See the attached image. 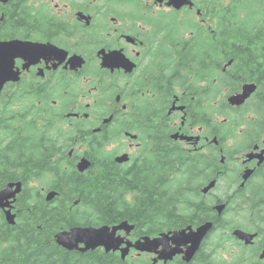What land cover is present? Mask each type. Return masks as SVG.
<instances>
[{"label": "flooded vegetation", "instance_id": "1", "mask_svg": "<svg viewBox=\"0 0 264 264\" xmlns=\"http://www.w3.org/2000/svg\"><path fill=\"white\" fill-rule=\"evenodd\" d=\"M171 1L0 0V42L31 45L15 55L19 80L5 88L14 99L23 93L32 109L50 104L57 114L55 122L67 133L83 127L87 134L103 135L109 141L106 149L116 154L114 160L129 156L119 165L131 177L140 175L149 163V120L165 133L170 145L177 144L190 155L214 151L221 158L225 149L221 142L218 146L219 131L229 119L218 122L224 105H218V0H185L180 8ZM74 58L84 62L82 68H72ZM251 84L258 86L257 92L245 105L233 107L238 112L234 118L247 123L236 133L242 135L245 127L256 126L260 136L245 153L235 156L239 188L246 169L255 170L241 190L264 167V163L258 167L259 160L244 164L256 147L257 152L264 150V123H257L260 113L251 104L245 121L236 117L246 114L245 106L258 95L259 85ZM243 86L235 93H241ZM72 151L70 157L84 150L73 147ZM257 215L231 224L232 264H264V217ZM236 230L255 236L253 244L233 236ZM215 233L190 262L179 255L169 264H218L221 251L214 245ZM154 257L137 253V259L151 264Z\"/></svg>", "mask_w": 264, "mask_h": 264}, {"label": "trees", "instance_id": "2", "mask_svg": "<svg viewBox=\"0 0 264 264\" xmlns=\"http://www.w3.org/2000/svg\"><path fill=\"white\" fill-rule=\"evenodd\" d=\"M230 61L233 65L223 72ZM218 83L229 94L246 83H257L260 88L252 106L262 114L257 123H264V0L227 4L218 0ZM22 96L19 92L14 99L6 91L0 97V191L10 183L24 185L15 204L16 225L0 215V264H151L133 255L124 261L119 253L107 254L103 249L70 252L55 240L59 232L74 227L115 226L124 221L135 226L133 240L213 222L218 230L214 245L221 251L218 264H232L233 238L227 231L233 229V221L255 212L264 217V167L246 190L238 186L239 167H231L235 156L245 153L260 136L250 123L242 135L236 133L247 123H239L234 118L238 112L228 105L222 116L229 123L221 124L219 131L225 165L214 151L190 155L177 144L170 145L165 133L149 120V163L142 175L131 177L115 162L116 154L106 149L109 141L103 135L87 134L83 127L65 134L61 125L55 126L57 114L50 104L32 109ZM250 108L251 103L245 106L246 114L236 117L245 121ZM80 145L84 153L71 159L69 151ZM81 155L92 163L83 173L76 169ZM213 180L218 181L217 190L224 189V196L212 192L205 199L201 189ZM53 191L58 194L49 203L46 194ZM221 203L227 205L223 216L215 210Z\"/></svg>", "mask_w": 264, "mask_h": 264}, {"label": "water", "instance_id": "3", "mask_svg": "<svg viewBox=\"0 0 264 264\" xmlns=\"http://www.w3.org/2000/svg\"><path fill=\"white\" fill-rule=\"evenodd\" d=\"M171 4L176 8H180L185 4V0H172ZM31 45H23L19 42H0V94L2 93L5 85L10 81H17L18 77H14L13 67L14 58L20 52L29 49ZM43 47V46H38ZM80 58H74L72 68H82L84 62L79 60ZM225 67V70L228 66ZM102 66H105L103 62ZM256 84H246L243 88V92L233 95L229 98L228 103L232 107H241L252 97L257 91ZM112 118H109L105 123H109ZM179 135H175L177 138ZM183 139H189L182 137ZM258 147L254 151L246 155L244 164L258 161V167L264 163V150L260 153L257 152ZM129 161L127 154L118 156L115 162L123 164ZM221 163H225L223 157ZM92 166V163L86 158H82L77 164V170L79 172H86ZM255 173L253 169H246L242 178L243 183L241 188H244L246 183ZM218 185L217 180L211 181L202 189L204 196L209 195ZM23 192L22 182L10 183L5 189L0 191V210L5 214L6 221L9 225L14 226L16 224V215L13 213L14 204L17 201V197ZM57 192L48 193L46 196L47 202H52ZM227 208L226 204H219L215 207L219 216H222ZM215 228L213 222H207L194 229L192 226H188L182 230L170 231L167 233H161L157 237L144 236L137 240H132L131 236L135 230V226L128 221H124L115 226H100V227H74L68 231H61L56 235V243L67 251H78L80 253L92 252L98 249H103L107 254L120 253L122 260H126L131 251H136L139 254L150 253L155 254L156 258L153 260V264H157L159 261H163L164 264L171 262L177 255H184L185 261L190 262L194 255L200 249L205 238L210 235ZM233 236L241 241H244L246 245L253 244L255 236L250 235L242 230H236L233 232ZM264 258V252L261 256Z\"/></svg>", "mask_w": 264, "mask_h": 264}, {"label": "rangeland", "instance_id": "4", "mask_svg": "<svg viewBox=\"0 0 264 264\" xmlns=\"http://www.w3.org/2000/svg\"><path fill=\"white\" fill-rule=\"evenodd\" d=\"M222 3H224V4H227L228 3V1L229 0H220ZM218 85H220L219 83H218ZM218 90H220V92H219V94H218V105H220V104H222L223 102H226V103H228V101H227V99H228V96H229V92L226 90V89H223V88H221V87H218ZM260 115H262L261 113H260ZM225 117V116H224ZM223 120H224V118L223 117H220L219 116V118H218V122H223ZM61 131V130H60ZM63 131V130H62ZM59 132V129L58 130H54L53 131V133H58ZM67 132L65 131V134H66ZM231 145V144H230ZM81 145L80 146H78L77 147V150H80L81 149ZM83 148V147H82ZM83 150L85 151V148H83ZM219 160H220V158H219ZM33 186V185H32ZM35 186L37 187V188H40V187H42V186H40V184H35ZM38 186H40V187H38ZM223 188V187H222ZM213 193H215V194H217L218 196H224V189H221V190H215ZM216 196V195H215ZM205 199H207V197L205 198ZM244 223H245V221H244ZM227 232H230V231H227ZM214 236H216V237H218V233H215V235ZM221 254V253H220ZM227 254L228 253H223V256H227Z\"/></svg>", "mask_w": 264, "mask_h": 264}, {"label": "bare ground", "instance_id": "5", "mask_svg": "<svg viewBox=\"0 0 264 264\" xmlns=\"http://www.w3.org/2000/svg\"><path fill=\"white\" fill-rule=\"evenodd\" d=\"M231 65L227 67V69H229L232 65H233V61H231ZM229 63H227L225 66H227Z\"/></svg>", "mask_w": 264, "mask_h": 264}]
</instances>
